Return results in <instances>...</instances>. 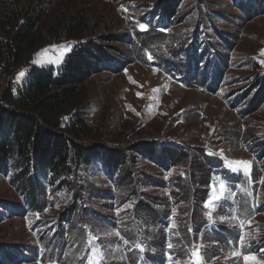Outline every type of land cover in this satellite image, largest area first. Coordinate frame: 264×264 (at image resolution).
Listing matches in <instances>:
<instances>
[{
  "label": "rangeland",
  "instance_id": "374dc122",
  "mask_svg": "<svg viewBox=\"0 0 264 264\" xmlns=\"http://www.w3.org/2000/svg\"><path fill=\"white\" fill-rule=\"evenodd\" d=\"M164 1L0 0V26L15 14L17 24L35 10L42 17L30 65L59 69L85 41L114 59L96 67L62 116L84 111L90 135L77 143L131 155L134 172L130 180L95 160L79 167L86 182L72 187L46 175L42 207L31 208L10 162L0 172V264H160L166 247L173 264H189L196 247L203 264H246L245 255L264 264V102L246 114L253 94L240 95L256 86L255 72L264 74V11L253 0H177L174 17L159 24ZM78 12V40L65 37ZM27 67L0 74V94ZM146 140L186 157L161 165L129 154ZM232 161L249 168L233 170ZM140 199L150 208L138 209Z\"/></svg>",
  "mask_w": 264,
  "mask_h": 264
},
{
  "label": "trees",
  "instance_id": "16d2710c",
  "mask_svg": "<svg viewBox=\"0 0 264 264\" xmlns=\"http://www.w3.org/2000/svg\"><path fill=\"white\" fill-rule=\"evenodd\" d=\"M253 1L258 10L263 12L264 0ZM176 2L177 0L162 2L157 7L160 17L173 18ZM16 17L18 16L15 14L1 21L0 74L17 75L23 67H28L24 78L19 79L14 88L6 89L0 94V172L11 169L10 162L14 164V183L26 195L31 208L42 207L37 195L42 192L40 178L48 175L50 181L57 182L59 187H72L76 181L86 182L84 177L76 175L83 163L92 165L98 160L108 173L119 171L122 177L134 179L130 166L131 155L118 149H104L95 145L86 148L77 143L90 135L84 111L75 110L62 116L63 108L72 101L96 67L114 59L102 50L101 45L85 41L69 50L59 69L30 65L40 49L35 42L41 34L42 17L36 10L25 13L20 24L16 23ZM81 18L82 15L78 12L65 21V37L77 39L76 32L82 25ZM49 30L52 28L49 27ZM195 66H198L197 62ZM254 76L256 86L240 93L244 99L253 94L247 101L246 114L255 111L264 102V74L255 72ZM129 150V154L151 158L161 165L162 162L174 165L179 162L178 159L186 157L185 152H177L164 146L157 151L153 140L141 141L130 146ZM259 153L257 151V155ZM74 191L77 200L81 195L77 188ZM73 207L71 205L67 209L66 215ZM136 207L143 210L150 208V204L140 199ZM150 212L153 213L151 210Z\"/></svg>",
  "mask_w": 264,
  "mask_h": 264
},
{
  "label": "snow or ice",
  "instance_id": "6c2138e0",
  "mask_svg": "<svg viewBox=\"0 0 264 264\" xmlns=\"http://www.w3.org/2000/svg\"><path fill=\"white\" fill-rule=\"evenodd\" d=\"M141 28L143 29L144 26L141 25ZM262 54H264V50H262ZM149 58L151 59V57H149ZM36 62L38 63L39 61H36ZM19 75L23 76V72H21ZM137 95H140V94L138 93ZM229 163L231 165H233V170H235L236 168L242 167V168H244L245 171H247L248 168H249V162H247V161H232V162H229ZM262 182H264V181H262ZM224 187H225V185L223 183H221V185H220L221 191L224 190ZM212 199L213 200L219 199V197L213 196ZM205 206L208 207V204H206ZM241 244H243V236L241 237ZM171 247H172V245L169 244V248H171ZM239 255H240V252H238V251L232 252V256H239ZM243 259H244V261L247 264V262L249 260H255V257L245 255L243 257ZM169 264H172V257L171 256H169ZM177 264H178V262H177ZM189 264H203V258L200 255V251H199L198 248H194L193 249V251L191 253V258H190ZM257 264H259V262H257Z\"/></svg>",
  "mask_w": 264,
  "mask_h": 264
},
{
  "label": "crops",
  "instance_id": "0c3cea01",
  "mask_svg": "<svg viewBox=\"0 0 264 264\" xmlns=\"http://www.w3.org/2000/svg\"><path fill=\"white\" fill-rule=\"evenodd\" d=\"M195 62H197V61H195ZM195 62H194V66H195ZM198 66H199V63H198Z\"/></svg>",
  "mask_w": 264,
  "mask_h": 264
}]
</instances>
